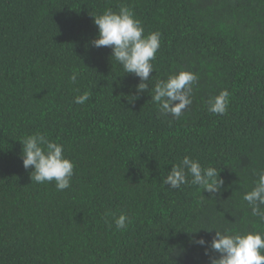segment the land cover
<instances>
[{
  "label": "trees",
  "instance_id": "obj_1",
  "mask_svg": "<svg viewBox=\"0 0 264 264\" xmlns=\"http://www.w3.org/2000/svg\"><path fill=\"white\" fill-rule=\"evenodd\" d=\"M121 5L145 34L161 33L138 96L139 78L111 48L91 46L93 16ZM182 69L198 82L177 120L151 95ZM223 89L227 113H210L206 101ZM84 91L90 99L74 103ZM38 132L74 163L68 189L23 167L20 140ZM185 156L217 168L218 194L164 183ZM261 170L264 0H0V264H210L219 254L193 237L264 230L243 200ZM120 213L131 218L123 230Z\"/></svg>",
  "mask_w": 264,
  "mask_h": 264
},
{
  "label": "clouds",
  "instance_id": "obj_2",
  "mask_svg": "<svg viewBox=\"0 0 264 264\" xmlns=\"http://www.w3.org/2000/svg\"><path fill=\"white\" fill-rule=\"evenodd\" d=\"M93 22L98 33L91 41V46L110 47V57L122 65L124 72L139 78L136 95L147 91L150 73L154 70L152 61L161 45V33L152 31L145 34L141 20L125 5H121L118 11L105 9L103 13L93 16ZM77 76L78 73L75 72L71 75L73 83ZM197 82L196 73L182 69L157 81L151 99L158 105L161 114L171 115L178 120L191 105L193 86ZM90 96L89 91H84L74 98V103L82 105ZM229 104L230 93L227 89L210 96L206 101L207 110L218 115L226 114ZM20 142L23 167L32 169V181L40 184L54 181L58 191L71 186L74 163L64 155L62 144L39 132L25 136ZM189 175L190 181L187 178ZM189 182L213 195L218 194L224 184L217 168H205L198 160L185 156L171 167L164 183L172 188H179ZM243 200L251 208L252 215L264 221V170L258 173V179L251 190L244 193ZM113 219L116 228L121 230L131 223V218L126 213H120ZM213 229L215 235L210 243L203 237L192 239V243L205 248L206 255L209 249L219 254L210 256V264H264V230L253 228L240 232L224 227L208 231Z\"/></svg>",
  "mask_w": 264,
  "mask_h": 264
}]
</instances>
